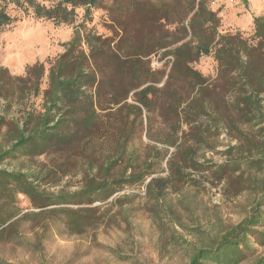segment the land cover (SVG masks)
<instances>
[{"label": "trees", "instance_id": "trees-1", "mask_svg": "<svg viewBox=\"0 0 264 264\" xmlns=\"http://www.w3.org/2000/svg\"><path fill=\"white\" fill-rule=\"evenodd\" d=\"M10 5L25 18L73 32L58 56L27 66L20 78L4 79L0 69V97H13L5 86L15 82L22 103L19 120L0 117L9 144L0 163L55 159L42 178L0 170V242L18 237L17 225L31 216L10 222L20 196L40 210L34 217L43 230L57 220L67 234L81 236L102 226L99 207L110 199L128 222L123 208L130 197H117L125 189L141 187L149 202L161 203L167 194L200 188L194 175H206L204 182L225 195L249 191L257 199L246 218L195 250L187 264H264L255 249L264 247V16L254 18L245 37L221 34L207 0H0V30L15 21ZM98 9L106 13L108 35L89 27ZM155 55L166 59L167 72L150 67ZM203 57L216 63L212 80L192 66ZM164 77L162 88L153 86ZM155 110L168 129L148 136L162 148L147 145L140 161L130 146ZM151 153L162 161L168 156L164 177H153ZM205 153L224 161L213 163ZM66 177L77 180L73 191L40 188V180L55 187Z\"/></svg>", "mask_w": 264, "mask_h": 264}, {"label": "rangeland", "instance_id": "rangeland-1", "mask_svg": "<svg viewBox=\"0 0 264 264\" xmlns=\"http://www.w3.org/2000/svg\"><path fill=\"white\" fill-rule=\"evenodd\" d=\"M208 7L220 19L221 34L239 32L245 37L253 30V20L264 16V0H207ZM110 0H104L108 5ZM8 14L15 21L0 30V69L6 71V77L20 78L25 68L36 62L54 59L62 51V45L70 40L73 26H55L51 22L36 21L24 17L13 6L8 7ZM77 22L80 21L82 10H77ZM105 11H92V27L95 32L108 35ZM170 61V58H167ZM165 60L155 55L150 61L154 70L168 71ZM193 68L203 76L212 80L217 74L216 63L210 57L200 58ZM165 77L153 86L162 88ZM10 91L14 93L8 100L0 97V117L8 119L21 117V94L19 84L11 82ZM44 85H41L43 89ZM184 94V93H183ZM35 107L40 103L35 101ZM150 121L144 123L143 134L134 136L130 148L139 155L140 161L148 155L147 145L162 146L148 139L157 132H166L168 126L162 124L158 110L149 114ZM6 126L0 129V151L9 146L6 137ZM172 152V148L164 147ZM224 148H219L222 151ZM155 153L150 160L156 167L153 177H164L167 173V159H158ZM205 159L213 163H222L220 154L205 153ZM51 156L37 158H21L5 160L0 163V170L8 172H24L34 177L40 173L42 178L45 170L53 164ZM55 161V159H54ZM202 182L200 188H186L182 195L167 194L161 203H151L145 197L141 187L125 189L117 197H130L127 223L119 216L117 207L107 201L100 206L98 213L103 216L102 226L94 233L88 231L81 236L67 234L57 220L49 221L45 230L37 224L34 214L40 212L23 197L16 200L19 215L10 222L27 213L31 216L17 225L18 237L13 241L0 242L1 264H187L195 250L210 245L229 228L237 225L249 214L257 196L246 191L237 197L225 195L220 186H211L204 182L201 175H194ZM40 188L51 193L65 189H76L75 179L68 177L60 180L52 187L46 180H40ZM95 204L94 206H99ZM152 207V210H150ZM153 207L155 210L153 211ZM264 211V209H263ZM110 217H114L111 221ZM264 231V228H261ZM256 255H264V247L255 246ZM246 261L243 264H250Z\"/></svg>", "mask_w": 264, "mask_h": 264}, {"label": "built area", "instance_id": "built-area-1", "mask_svg": "<svg viewBox=\"0 0 264 264\" xmlns=\"http://www.w3.org/2000/svg\"><path fill=\"white\" fill-rule=\"evenodd\" d=\"M231 1H233V0H231Z\"/></svg>", "mask_w": 264, "mask_h": 264}]
</instances>
